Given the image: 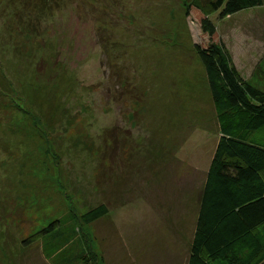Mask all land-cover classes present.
<instances>
[{"label": "rangeland", "instance_id": "rangeland-1", "mask_svg": "<svg viewBox=\"0 0 264 264\" xmlns=\"http://www.w3.org/2000/svg\"><path fill=\"white\" fill-rule=\"evenodd\" d=\"M193 2L0 0V264H52L41 229L100 205L79 258L187 264L219 139L193 46L223 44L246 81L264 48V0L223 19Z\"/></svg>", "mask_w": 264, "mask_h": 264}, {"label": "trees", "instance_id": "trees-1", "mask_svg": "<svg viewBox=\"0 0 264 264\" xmlns=\"http://www.w3.org/2000/svg\"><path fill=\"white\" fill-rule=\"evenodd\" d=\"M193 1L204 16L217 12L219 19L263 5V0ZM201 27L208 36L215 33L208 18ZM193 49L204 69L219 139L199 195L187 264H264V48L250 81L239 75L223 44H195ZM107 213L100 205L47 224L38 233L45 257L52 264H74L77 258L81 264H95L94 257L79 258L75 251L82 227ZM34 242L30 238L22 245Z\"/></svg>", "mask_w": 264, "mask_h": 264}]
</instances>
